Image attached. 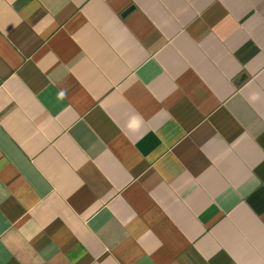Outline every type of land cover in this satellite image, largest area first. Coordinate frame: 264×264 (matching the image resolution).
<instances>
[{
	"label": "crops",
	"instance_id": "crops-1",
	"mask_svg": "<svg viewBox=\"0 0 264 264\" xmlns=\"http://www.w3.org/2000/svg\"><path fill=\"white\" fill-rule=\"evenodd\" d=\"M0 264H264V0H0Z\"/></svg>",
	"mask_w": 264,
	"mask_h": 264
},
{
	"label": "clouds",
	"instance_id": "clouds-1",
	"mask_svg": "<svg viewBox=\"0 0 264 264\" xmlns=\"http://www.w3.org/2000/svg\"><path fill=\"white\" fill-rule=\"evenodd\" d=\"M258 98H259L258 95H253V97H252L253 100H256V99H258Z\"/></svg>",
	"mask_w": 264,
	"mask_h": 264
}]
</instances>
